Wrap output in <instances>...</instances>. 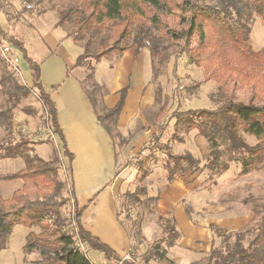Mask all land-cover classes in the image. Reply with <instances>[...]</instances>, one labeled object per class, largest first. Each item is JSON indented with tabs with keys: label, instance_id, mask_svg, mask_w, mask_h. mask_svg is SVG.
<instances>
[{
	"label": "trees",
	"instance_id": "1",
	"mask_svg": "<svg viewBox=\"0 0 264 264\" xmlns=\"http://www.w3.org/2000/svg\"><path fill=\"white\" fill-rule=\"evenodd\" d=\"M243 1L249 3L264 23V0H228L226 3H218V6L205 4L203 1L200 3L198 0H84L81 6L70 7L58 15V26L73 19L72 36H69L74 42L84 40L76 66L88 67L89 79L92 78L93 65L103 58L113 53L122 54L131 46L140 49L148 45L152 80L155 84L170 49L175 43L182 42L184 51L189 54L188 61L202 69L203 81H213L217 85L215 109L179 111L173 117L174 132L171 139L183 143L180 132L189 134L196 131L206 146V163L201 166L200 160L190 153L174 154L166 146L163 168L167 173V181H171L178 174L196 172L202 167L214 175L228 170L231 163L239 164L242 175L264 167V52L255 51L246 28L233 21L231 12ZM173 17H178L180 28H168ZM0 31L26 63L32 89L36 91L37 98L46 111L47 126L52 134L58 136L66 153L64 138L56 119V109L40 82L39 64L28 55L23 42L1 29ZM192 42L197 44L194 49L190 47ZM6 68L5 64L0 63V71L4 73ZM5 77H2L1 82ZM229 86L232 88L229 89ZM93 88L100 89L97 85H93ZM157 88L154 90V97L159 109L155 120L160 122L166 116L168 103L166 100L160 102L161 91L158 86ZM240 88L252 92L246 102L236 97L235 91ZM20 90L25 91V95L29 93L26 88L20 87ZM100 91L102 96L104 91ZM86 93L96 110L98 100L87 91ZM122 104L123 97L113 109H104V113L97 114L99 122L117 116ZM0 122L9 124L6 113L0 112ZM244 135L252 136L258 142L250 146ZM155 137L156 141L164 139L160 134ZM25 140L21 136L14 143H0V159L20 158L24 163L19 171L0 177L22 182L21 187L9 198L0 197V250L5 248L6 239L15 226L28 229L39 227L40 234L32 231L27 234V252L38 251L47 264H92L85 252H80L73 246L74 234L62 232L67 221L62 214V208L72 203L73 226L82 243L89 250L98 251L102 255L103 260L98 264L117 259L119 255L90 237L84 230L82 214L74 203L70 177L66 180L59 177L60 164L57 167L48 165L29 151ZM152 153L150 151L143 161L139 159L135 164L142 168L150 160ZM56 163L60 162L56 160ZM147 173L145 170L140 178L141 182L146 179ZM66 186L69 196L62 195ZM130 195L135 200L136 196H146L145 186L137 187ZM147 199L153 204L156 201V197ZM251 213L253 219L237 231L215 230L221 241L206 257L208 264H264V204L253 199ZM258 215L259 219L256 221ZM157 220L162 228L163 239L154 244L142 260L136 257L145 264H150L152 259L173 264L167 259L166 252L178 241L179 232L171 218L158 215ZM137 231L130 230L134 239L131 250L138 249L135 241L140 244L144 240L140 230ZM231 237L233 243L229 245L228 239ZM161 243H164L162 248Z\"/></svg>",
	"mask_w": 264,
	"mask_h": 264
},
{
	"label": "crops",
	"instance_id": "2",
	"mask_svg": "<svg viewBox=\"0 0 264 264\" xmlns=\"http://www.w3.org/2000/svg\"><path fill=\"white\" fill-rule=\"evenodd\" d=\"M12 14L14 10L10 16ZM40 25L33 21L32 31L39 32L40 27H36ZM41 32L37 36L45 45V52L37 57L39 51L34 48L35 53L32 52L30 57L40 66V82L53 101L64 138L66 153L62 148L60 156V167L65 170L62 179L70 177L74 203L82 214L84 230L120 256L133 245L128 227L120 220L119 209L120 200L129 192L131 184V180L127 182L132 162L129 157L139 159L144 154L139 151L156 136L151 130V117L161 130L165 119L157 122L158 110L153 112L156 102L149 50L131 46L113 59L103 61V58L95 64L93 80L104 91L98 100L101 105L97 104L95 110L74 74L81 69L76 66V59L82 53L81 46L71 37L51 33L41 35ZM132 70L137 72L139 79L134 89L125 86ZM121 97L123 104L117 116L99 122L97 107L103 111L113 109ZM51 135L56 137V142L60 141L58 136ZM115 139L121 145L115 144ZM62 156L67 159L66 162L64 158L66 164ZM201 174L200 170L178 174L161 186L159 194H153L151 188L146 190V197H156L157 216L171 218L179 232L178 241L166 252L167 259L173 264H200L213 248L219 246L215 230L237 231L253 219L251 211L215 206L209 192L199 187ZM149 225L154 222L150 221ZM144 229V225L141 226L145 237ZM96 252L98 264L103 257Z\"/></svg>",
	"mask_w": 264,
	"mask_h": 264
},
{
	"label": "rangeland",
	"instance_id": "3",
	"mask_svg": "<svg viewBox=\"0 0 264 264\" xmlns=\"http://www.w3.org/2000/svg\"><path fill=\"white\" fill-rule=\"evenodd\" d=\"M83 1L84 0H12V4L14 5L12 10H14V14L2 20L1 24L7 34L23 42L29 56L34 52L32 49L37 48L39 52L36 56L38 57L41 55L42 51L43 53L45 52V45L39 41L40 38L37 35H39L41 31V35H46L47 33L60 36L71 35L73 19L58 27V15L61 11L70 7L81 6ZM198 1L200 3L203 1L205 4L218 6V3H226L228 0ZM28 3L34 5L36 13L24 10L23 5ZM236 10L231 12L234 23L246 28L250 43L255 51L262 50L264 52V23L258 18L247 1L238 3L236 5ZM33 21L41 24L36 27V29L40 27L39 32H37V30L34 32L32 31V28H34ZM178 22V17L171 18L168 28H180ZM83 43L84 40H81L78 45L82 46ZM196 46L197 44L192 42L190 47L194 49ZM148 47L147 45L146 48L148 49ZM52 49L55 48L52 47ZM56 51H58V49ZM16 55L20 59L18 65L20 73L10 68H6L4 73L0 71V112L6 113L9 119V124L0 122V143L3 141L6 143H14L22 136L26 138V146H28L32 154L38 155L47 162L48 165L57 167L58 164L61 165L60 156L62 155V147L59 143L60 141L56 142V137L51 135L46 126V111L41 101L37 98L36 91L32 89L28 67L17 51ZM116 55V53H113L103 59V61H109ZM188 55L189 54L184 51V44L182 42L175 43L168 53V59L161 68L155 84H152L153 93L157 86L160 88V102L162 103L166 100L168 103L166 116L163 121V129H159L158 125H155L156 123L154 124L153 117H151L152 121L150 124L152 126L151 130L154 131V135H163L164 139L156 141V137H154L139 151V153H144L139 158L141 161L144 160L143 158L147 156L150 151H153L150 160L144 163L142 168H140L138 164H135V161L139 159H136L135 156L129 157V159H132V162L130 163L131 166L127 173V182L131 180V184H129V192L120 200V220H123V224L128 227L129 231L133 230L138 232L137 230H140V235L144 240H141L140 244H138L139 241H135V245L138 249L132 251L141 260L154 244L161 242L164 235L161 225L157 220L155 203L153 204V202L147 199L151 197H146L147 195L136 196L137 200H135L130 194L139 186H145L146 190L151 188L153 194H159L161 186L167 182V173L163 168L166 146L167 149L171 150L174 154L190 153L193 157L200 160L201 166L206 163L207 151L203 139L196 131H192L189 134L180 132L179 136L184 140L182 144L171 139L172 133L174 132L173 117L176 113L179 111L201 108L211 110L215 109L217 106V103L214 101L217 85L213 81H203L204 74L202 69L196 64L190 63L188 61ZM36 56L33 57L36 59ZM41 61L42 60L39 62ZM80 68L81 69L75 71L74 74L79 78L81 86L85 88V91H87L91 97L99 100L102 93L100 89L93 88V85H96L93 80V72L92 78L89 79L88 75L90 74V69L88 67ZM94 68L95 65H93V70ZM136 73V71L132 70L127 75V77H129L125 80V86L128 85L132 89L137 86L139 79ZM2 77L6 79L1 82ZM20 87L26 88L29 93L25 95V91L21 92ZM231 88L232 86H229V89ZM235 94L238 100L246 102L252 92L249 89L240 88L235 91ZM98 104L101 105V102L98 101ZM262 104H264V101ZM158 107L159 105L156 102L153 112L157 111ZM97 112L99 114L104 113L103 109L99 107H97ZM110 123L111 120L108 124ZM244 139L250 146L258 142V140L252 136L244 135ZM155 141L157 142L156 145H154ZM57 143L60 146L61 152ZM115 144L121 145L118 143L117 139H115ZM64 158L65 157L62 156V160L65 163ZM56 160L60 163H56ZM65 160L67 162L66 158ZM23 166L24 163L20 158L18 160L0 159V177L15 173ZM202 168L200 169L202 174L199 187H203L205 191L209 192V197L215 206L223 205L226 209L231 207L236 211H251L253 199L258 200L260 204H264V167L244 175L240 173L241 168L239 164L236 163L229 164L228 170L216 175L209 172L207 168ZM144 169L147 170L148 173L146 179L141 182L140 178L143 173H145ZM64 171L63 167H60V179H62ZM20 186L21 181L18 179L4 180L0 178V197L5 199L9 198ZM62 195L69 196V189L67 186L65 190L62 191ZM72 210V203H68L62 208V214L67 219L65 226L62 227V232L70 233L74 228L73 222L71 221ZM258 219L259 215L255 220L257 221ZM150 221L154 222V225L150 226ZM143 225L146 232L145 237L141 230V226ZM31 230L36 234L41 233L39 227L28 229L17 225L12 229L6 239L5 248L0 250V264H47V261L39 255L38 251L27 252L25 250L27 234ZM45 236L50 238L49 235L45 234ZM218 240L221 241L219 238ZM228 243L229 245L233 243L232 237L228 239ZM216 245H218V243ZM160 246L161 248L164 247V243H161ZM85 253L92 264L97 263L99 254H97L95 250H89L88 247L85 246ZM161 262L160 260L152 259L149 263L164 264ZM200 264H208L207 259L204 258Z\"/></svg>",
	"mask_w": 264,
	"mask_h": 264
},
{
	"label": "built area",
	"instance_id": "4",
	"mask_svg": "<svg viewBox=\"0 0 264 264\" xmlns=\"http://www.w3.org/2000/svg\"><path fill=\"white\" fill-rule=\"evenodd\" d=\"M23 8L27 12L36 13L34 5L31 3L24 4ZM12 10V0H0V29L5 31L2 27V20L9 17ZM19 57L16 55V49L9 43V41L2 35L0 31V63H3L7 68L15 70L20 73L18 69ZM70 233L74 234V244L73 246L80 252H85V244L79 239L75 227ZM101 264H145L139 261L132 250L125 252L120 255L117 259L108 262H103Z\"/></svg>",
	"mask_w": 264,
	"mask_h": 264
}]
</instances>
